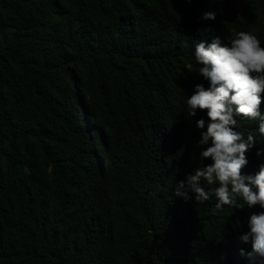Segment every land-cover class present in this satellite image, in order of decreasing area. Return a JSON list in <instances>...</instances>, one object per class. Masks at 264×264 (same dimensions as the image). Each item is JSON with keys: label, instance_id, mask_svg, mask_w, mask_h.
Wrapping results in <instances>:
<instances>
[{"label": "trees", "instance_id": "obj_1", "mask_svg": "<svg viewBox=\"0 0 264 264\" xmlns=\"http://www.w3.org/2000/svg\"><path fill=\"white\" fill-rule=\"evenodd\" d=\"M251 19L264 40V0H0V264H264L239 240L264 209L174 195L212 163L195 45Z\"/></svg>", "mask_w": 264, "mask_h": 264}, {"label": "clouds", "instance_id": "obj_2", "mask_svg": "<svg viewBox=\"0 0 264 264\" xmlns=\"http://www.w3.org/2000/svg\"><path fill=\"white\" fill-rule=\"evenodd\" d=\"M202 19L214 20L215 14L205 13ZM253 23L260 26L255 19L245 20L239 32L229 35L214 28L204 37L205 43L195 45L198 74L209 82V87H195L194 94L186 99V112L193 117L197 110L206 111L209 122L199 144L210 142L211 146L200 153V160L210 158L212 163L197 167L176 185L174 195L185 201L194 199L196 204H204L214 194L217 210L223 206L243 209L245 205L264 209V166L254 176L241 173L248 163L245 154L253 147L254 135L264 137V40L250 26ZM234 116L258 121L256 133L245 136L234 131ZM196 127L204 129L205 121L198 120ZM205 184L210 187L205 188ZM215 185L218 187L213 188ZM248 229L239 240L250 244L251 251L242 249L241 255L249 261L264 259V212L249 217Z\"/></svg>", "mask_w": 264, "mask_h": 264}, {"label": "rangeland", "instance_id": "obj_3", "mask_svg": "<svg viewBox=\"0 0 264 264\" xmlns=\"http://www.w3.org/2000/svg\"><path fill=\"white\" fill-rule=\"evenodd\" d=\"M9 189H10V188H9L7 185L3 186V190H4V191H9Z\"/></svg>", "mask_w": 264, "mask_h": 264}]
</instances>
